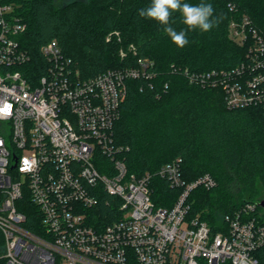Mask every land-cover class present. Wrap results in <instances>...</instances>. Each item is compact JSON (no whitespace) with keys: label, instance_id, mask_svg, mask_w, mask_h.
<instances>
[{"label":"built area","instance_id":"1","mask_svg":"<svg viewBox=\"0 0 264 264\" xmlns=\"http://www.w3.org/2000/svg\"><path fill=\"white\" fill-rule=\"evenodd\" d=\"M26 27L0 0V264H264L258 216H227L217 233L189 217L191 191L216 184L210 174L187 182L177 162L163 166L158 173L182 192L172 207L156 206L152 174L129 173L119 157L114 129L127 80L154 77L152 60L83 79L52 40L41 47L40 73L26 66ZM230 33L250 43V62L200 80L223 86L230 108L264 103V40L247 15ZM101 202L116 216L106 224L92 220L103 216Z\"/></svg>","mask_w":264,"mask_h":264},{"label":"trees","instance_id":"2","mask_svg":"<svg viewBox=\"0 0 264 264\" xmlns=\"http://www.w3.org/2000/svg\"><path fill=\"white\" fill-rule=\"evenodd\" d=\"M6 1L27 26L19 36L32 55L27 68L43 71L47 60L41 47L52 40L83 79L137 66L140 59L154 62V77L127 80L114 137L129 173L152 174L156 206L172 207L182 192L158 173L177 162L187 182L210 174L216 183L191 191L190 218L207 221L213 233L228 228L227 216L256 215L264 222V209L258 205L264 198V103L230 108L223 86L200 80L201 74L250 62V43L235 41L230 25L247 15L264 40V0H184L211 3L219 18L209 32H188L184 48L173 44L158 22L139 16L138 10L151 0ZM172 19L177 31L185 28L180 13H173ZM248 203L257 205L255 211L246 212ZM101 206L103 216L94 222L106 224L116 218L106 216L112 206ZM27 226L37 231L32 222ZM256 254L264 260V247Z\"/></svg>","mask_w":264,"mask_h":264},{"label":"clouds","instance_id":"3","mask_svg":"<svg viewBox=\"0 0 264 264\" xmlns=\"http://www.w3.org/2000/svg\"><path fill=\"white\" fill-rule=\"evenodd\" d=\"M180 13L184 29L177 31L172 27L173 13ZM215 9L211 3H199L196 5L184 2V0H151L146 8L138 10L142 18L158 22L163 26L165 33L173 44L184 48L189 44L187 34L199 29L201 32H209L219 23V18L214 15Z\"/></svg>","mask_w":264,"mask_h":264},{"label":"water","instance_id":"4","mask_svg":"<svg viewBox=\"0 0 264 264\" xmlns=\"http://www.w3.org/2000/svg\"><path fill=\"white\" fill-rule=\"evenodd\" d=\"M258 205L264 209V198H262L259 202Z\"/></svg>","mask_w":264,"mask_h":264},{"label":"rangeland","instance_id":"5","mask_svg":"<svg viewBox=\"0 0 264 264\" xmlns=\"http://www.w3.org/2000/svg\"><path fill=\"white\" fill-rule=\"evenodd\" d=\"M66 1H69V0H66ZM84 1H88V0H84Z\"/></svg>","mask_w":264,"mask_h":264}]
</instances>
